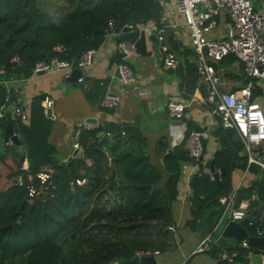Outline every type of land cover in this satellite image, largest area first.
Wrapping results in <instances>:
<instances>
[{
    "label": "trees",
    "instance_id": "1",
    "mask_svg": "<svg viewBox=\"0 0 264 264\" xmlns=\"http://www.w3.org/2000/svg\"><path fill=\"white\" fill-rule=\"evenodd\" d=\"M48 1L0 0V64L6 68L2 79L27 78L40 60L56 57L77 61L83 52L101 45L109 21L121 33L118 40L131 31L123 29L127 25H163L164 12L159 0H54L49 8ZM169 44L183 56L179 64L195 74L188 83L196 86L193 65L180 51L171 32ZM14 57L19 58L20 64L12 62ZM234 60L235 56L230 54L221 63ZM98 82L94 84V90L99 89L97 103L105 92ZM7 91L17 92L13 85L0 83V103ZM43 96L35 97L29 119L17 123L27 170L17 164L20 153L15 145L0 151V264H111L133 258L134 249L164 250L170 232V205L178 196L183 167L189 163L187 150L182 151L181 146L168 148L164 137L157 141L155 152L162 157V170L167 173V179L160 181L161 170L150 160L140 131L133 125L108 124L82 129L78 142L83 155L60 162L47 140L52 119L41 106ZM102 130L103 136L98 135ZM213 134L218 136V148L205 165L199 163L189 182L191 217L187 224H198L201 232L203 224L212 231L222 209L218 199L231 191L232 173L246 164V156L240 154L243 144L235 131L219 126ZM211 161L213 171L220 170L219 180L205 170ZM47 164L56 171L54 197L43 203H30L27 188L16 184L14 177L24 172L34 176ZM256 173L260 176L250 188L238 191L237 201L255 191L259 202L254 205L259 204V211L251 209L248 216L255 225L263 226L264 171ZM76 179L84 182L76 184ZM125 191L130 197L127 200ZM259 213L263 215L261 220ZM95 220L102 221L95 230L101 231L102 236L82 238L87 222ZM246 229L249 235H256L255 226L248 225ZM115 231L119 237L110 236ZM212 236L213 240L217 238L216 233ZM249 246L256 249L264 244ZM233 247L216 241L205 253L216 259L215 264H232L221 254L231 252ZM245 253L240 249L234 261Z\"/></svg>",
    "mask_w": 264,
    "mask_h": 264
},
{
    "label": "built area",
    "instance_id": "2",
    "mask_svg": "<svg viewBox=\"0 0 264 264\" xmlns=\"http://www.w3.org/2000/svg\"><path fill=\"white\" fill-rule=\"evenodd\" d=\"M177 9L182 14L186 27L190 45L196 51L195 70L197 88H204V101L208 108L210 116L219 117L220 126L223 129L233 130L243 144L241 155L246 156V164L242 170H239V178L232 184L231 191L221 196L218 201L222 207L220 216L217 219L212 231L200 238L193 251L180 263L188 264L190 257L197 253H203L217 241L213 240V233L218 228L223 230L228 222H239L247 217V225L255 226L256 235L264 236V224L255 225L248 214L250 210H258L259 196L254 191L249 197L237 201V194L241 188H250L253 180L260 174L252 170L256 167L258 172L264 171V109L257 99L254 98V89L257 81L264 83V8L256 10L252 0H177ZM227 16L223 22L225 32L218 36H210L213 29L218 26V18ZM109 29L105 32V37H115L119 32L113 28V23L108 22ZM129 30L146 32L155 36L159 42L160 52L163 54V68L177 67L179 60L174 51L164 42V25L155 22L139 24L136 27L127 25ZM173 27H176L173 25ZM117 48L120 50L121 59L117 64L120 83L126 87V94H131L138 98H145L148 95L147 86L149 78L138 75L130 66L128 60L132 56L135 43L131 40H117ZM60 50V48H58ZM96 49H89L83 52L77 61L58 59L56 57L50 60L37 61L31 71L30 76L38 75L40 72L53 73L61 70L71 71L74 68L82 71L92 63L93 54ZM234 55V65L242 67V82L235 90H224L220 64L227 55ZM12 62L20 64L18 57H14ZM6 68L0 64V83L8 84L19 79H2ZM29 76V77H30ZM28 78V77H27ZM83 76L78 77L82 81ZM17 92L7 91L5 99L0 103V120L7 122H25L29 119V113L17 99ZM121 101L120 95L110 94L106 91L99 101L100 107L113 108ZM41 105L51 108L54 105V99L45 94L41 99ZM188 104L185 101L170 100L166 103L167 114L175 119H187L185 108ZM89 121H82L77 124V129L96 128ZM206 129V128H205ZM109 135V133H106ZM181 146L187 150V153L194 157L197 167L200 163L199 157L204 153L202 149L201 136L207 137L205 132L200 133L194 129L181 130ZM79 135L76 134L72 147L76 150L73 157L82 156L84 150L78 142ZM87 164L90 161L86 160ZM28 166L21 168L27 170ZM55 169L51 164L44 165L34 176L30 173L18 174L14 181L18 185H25L28 193V201L46 202L54 197L55 183L53 177ZM218 180L220 179V170H218ZM76 184H82L84 179H76ZM71 184H73L71 182ZM189 182H186L183 196L191 195ZM263 215L259 213V220ZM264 219V218H263ZM167 229L175 230V226L168 225ZM221 233V232H220ZM219 233V234H220ZM219 236V235H218ZM217 236V237H218ZM250 243L247 238L239 239L231 252L223 251L221 258L232 263L239 256L240 249H248ZM160 254L159 250L150 252L139 251L136 256H156ZM253 254L252 250L246 251L244 258L249 259ZM259 264H264V251L259 254ZM156 264H168L166 262H157Z\"/></svg>",
    "mask_w": 264,
    "mask_h": 264
},
{
    "label": "crops",
    "instance_id": "3",
    "mask_svg": "<svg viewBox=\"0 0 264 264\" xmlns=\"http://www.w3.org/2000/svg\"><path fill=\"white\" fill-rule=\"evenodd\" d=\"M159 1L163 7L164 17L170 25L173 40L181 52L185 51L187 49L186 45L189 44V36L186 27L183 25V16L177 9V0ZM252 1L256 10L264 8V0ZM226 18V15L218 18V26L212 30L210 36L215 37L225 32L223 22L226 21ZM175 24L176 27L174 28L173 25L175 26ZM119 36H121V33L115 37H104L103 42L93 54L92 63L81 71L82 81L66 80L72 70H61L22 78L9 83L16 88L17 99L28 113H30L31 104L36 96L47 94L54 99V105L51 107L52 126L47 140L53 147L58 161L65 162L75 154L76 150L72 147V144L75 135H79L82 129L79 128L78 130L77 124L82 121H89L97 127H105L108 124L119 126L128 124L136 127L145 138L144 147L149 153L150 160L161 170L160 181L167 179V173L162 170V157L155 152L157 141L160 138H166L168 148L172 149L180 144V134L177 135L176 132L181 133V128L194 129L196 126L206 129L212 128V133L205 137L206 151L208 149L202 160L205 165L211 158L212 153L218 148L217 136L213 132L220 126V121L217 115L210 116L208 112L204 101V88H197V85L193 86L192 83H188L189 79L194 77L195 74L188 73L189 70L182 64L177 67L163 68V54L160 52V44L155 36H151L146 32L131 30L124 38L135 43L134 52L128 62L138 75L149 78L150 81L147 86V97L138 98L126 94V87L120 83L117 71V64L121 59L120 50L116 45ZM173 51L180 54L176 50ZM185 54L187 55V51H185ZM181 57V60L178 59L179 63L183 62V56L181 55ZM188 60L193 65L191 69L196 73V61L194 59L192 61ZM234 61H224L220 64L222 77L224 76V80L222 79L223 89L227 91L235 90L243 79L242 67L234 65ZM187 75H189V78ZM95 82H98L99 87L102 86V90L105 89V92L120 95V103L113 108L100 107L97 103L99 89L96 87L94 90ZM170 100L185 101L188 104L185 108V113L188 115L187 119L177 120L168 116L166 103ZM260 104L264 107V102H260ZM41 106L44 108L46 115V107ZM188 122H190V126ZM7 123L0 120V151L6 146L14 145L10 142L5 143L3 140L4 126ZM104 132L105 130H102L98 135L103 136ZM109 140H112V138ZM23 165L28 166L26 158ZM197 169L198 166L194 167L190 161L183 167L182 176L177 185L178 196L170 205L171 220L168 225L175 226V230H169L166 248L164 250L160 249V254L154 256L157 262L180 264L193 251L200 238L208 232L210 233L211 229L209 230L207 225H201L203 226V232H201L198 224L195 226L187 224L188 219L191 217L189 208V197L191 195L189 197L188 194L183 196V192L186 182H190L191 175ZM242 169H236L234 174ZM205 170L209 171V167H206ZM252 170L258 171L256 167H252ZM235 182L232 176V184H235ZM125 195L126 200L130 198L128 191H125ZM228 242L233 246L236 245L229 239ZM248 250L253 252L249 259L239 257L232 264H259V254L264 251V247L252 249L249 246L248 249H242V251ZM189 262L190 264H215L216 259L203 252L190 257Z\"/></svg>",
    "mask_w": 264,
    "mask_h": 264
},
{
    "label": "water",
    "instance_id": "4",
    "mask_svg": "<svg viewBox=\"0 0 264 264\" xmlns=\"http://www.w3.org/2000/svg\"><path fill=\"white\" fill-rule=\"evenodd\" d=\"M162 23L164 25V30H163V36H164V42L170 47L169 44V38H170V25L168 23V20L163 17ZM124 30H129L128 26H125L123 28ZM176 56L178 59H182L181 55L175 52ZM44 72H40L39 74H43ZM81 76V71L77 68H74L69 76L66 77V80L68 81H77L78 77ZM46 116L49 118H53L52 116V109L51 108H46ZM195 131H198L200 133L205 132L206 135L212 133V128L205 129L204 127L196 126L194 128ZM3 140L5 143H12L17 147V151L20 153V156L18 158V166L22 167L24 160H25V155L23 154L24 151V146L22 144V137L19 134L18 130V124L14 122H8L4 126V134H3ZM201 143H202V149L203 152L206 149V139L201 136ZM180 149L182 151H185L184 147L181 146ZM204 157V153L199 157L200 163L202 162ZM187 159L192 163L194 166L196 164V161L194 157H192L190 154H187ZM213 161L210 162V171L213 172L214 178L218 177V171H213ZM223 171V168L221 169ZM56 174V172H55ZM248 222V218L245 217L239 222H234L230 221L227 223V225L223 228L219 236L217 237L218 243L224 246H233L231 243L228 242V238H234V239H242V238H247L248 242L250 244H264V236H254V235H249L248 231L246 229V225ZM111 264H117L116 262H113ZM120 264H156V258L153 255L149 256H134L131 259L125 260L121 262Z\"/></svg>",
    "mask_w": 264,
    "mask_h": 264
},
{
    "label": "rangeland",
    "instance_id": "5",
    "mask_svg": "<svg viewBox=\"0 0 264 264\" xmlns=\"http://www.w3.org/2000/svg\"><path fill=\"white\" fill-rule=\"evenodd\" d=\"M43 2H40V4H42ZM55 3V1L54 0H49L48 2H46V6L49 8V6H52L53 4ZM57 14H58V12H57ZM56 14V15H57ZM187 46V49H185L186 51H187V55H186V58L187 59H190L191 61L194 59H196V51H195V49L190 45V42H189V44L188 45H186ZM184 53H185V51H184ZM222 79L224 80V76L222 77ZM254 93H255V96H254V98L255 99H257L258 101H259V103L260 102H264V83H262L260 80H258L257 81V84H256V87H255V89H254ZM208 109V108H207ZM263 109H264V107H263ZM178 120V119H177ZM186 129L187 128H181V130H183V131H186ZM82 130V129H81ZM177 133V135L179 134L178 132H176ZM180 136V140H179V142L181 143V137H182V135H179ZM218 137V136H217ZM180 144H178V146H179ZM207 151H208V149H207ZM207 151H206V149H205V151H204V154L205 153H207ZM214 153V152H213ZM212 153V154H213ZM212 157V156H211ZM211 159V158H210ZM209 159V160H210ZM208 160V161H209ZM207 161V162H208ZM205 168V167H204ZM209 171H210V164H209ZM236 171V170H235ZM211 172V171H210ZM238 173H239V171H238ZM238 173L237 174H234V172L232 173V176L234 177V180L235 181H237L238 180V177H239V175H238ZM100 223H102V221L101 222H98V221H90V222H87V224L85 225V227L83 228V230H82V238H84V239H89V238H92V237H97V236H102V234H101V231H95V230H97V228H98V226L97 225H100ZM116 232V234H110V236H113V237H119V233H118V231H115ZM221 232V229L220 228H218L217 230H216V235L218 236V234ZM106 235L104 236L105 238H107V239H109V237H108V233L107 232H104ZM123 234H125V233H123ZM125 237V236H124ZM140 237H144L143 235H141ZM229 239V241H231L232 243H235V244H237L238 243V241L239 240H237V239H234V238H228ZM116 240V239H115ZM95 251H96V249H95ZM139 251H137V249H134L133 250V254H135V256H136V254L138 253ZM116 256H118V254L116 253L115 254Z\"/></svg>",
    "mask_w": 264,
    "mask_h": 264
}]
</instances>
